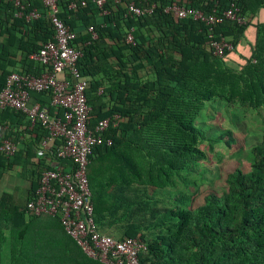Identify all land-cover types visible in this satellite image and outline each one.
Masks as SVG:
<instances>
[{
	"label": "trees",
	"instance_id": "obj_1",
	"mask_svg": "<svg viewBox=\"0 0 264 264\" xmlns=\"http://www.w3.org/2000/svg\"><path fill=\"white\" fill-rule=\"evenodd\" d=\"M232 1L243 24L222 18L209 26L164 11L176 5L222 17ZM129 3L154 7L135 16ZM57 5L58 18L75 33L70 45L81 54L75 67L88 80V127L118 116L117 125L103 133L111 145L93 146L88 156L97 229L143 243L138 256L143 264H264V132L244 151L231 128L240 125L231 120L229 128L213 125L212 134L198 126H205L202 114L208 109L216 121L222 117L216 108L223 111L224 105L227 119L264 109V0H103L101 7L94 0H59ZM22 6L17 17L18 8L0 0V89L12 71L49 72L29 58L52 40L48 9L42 0ZM32 10L38 18L26 21ZM128 34L132 42L126 41ZM221 38L231 49L216 56L210 43ZM30 98L61 115L48 95L30 92ZM24 117L0 110L3 138L17 144L12 156L0 152V184L14 172L26 185L24 196L0 188V264H102L81 251L56 217L26 212L42 172L63 162L55 157L57 140L38 152L47 129L35 123L27 130ZM219 145L237 149L229 166ZM211 156L219 162L214 172L205 168Z\"/></svg>",
	"mask_w": 264,
	"mask_h": 264
},
{
	"label": "built area",
	"instance_id": "obj_2",
	"mask_svg": "<svg viewBox=\"0 0 264 264\" xmlns=\"http://www.w3.org/2000/svg\"><path fill=\"white\" fill-rule=\"evenodd\" d=\"M9 1L18 8L16 16H22V3L26 0ZM58 1L42 0L48 9L53 37L38 53L29 55L31 60L47 66L49 72L39 76L11 72L0 89V110L9 108L23 113L28 122L27 130L35 123L47 129V137L39 143V153L48 151L51 140L59 141L55 157L63 162L62 167L42 172L33 198L26 203L25 209L34 216L56 217L64 232L88 258L102 264H143L138 257L145 250L143 243L129 238H112L101 233L94 223L91 191L86 175L88 156L93 146L111 145V140L105 139L103 133L110 124L117 125L118 116L103 119L92 128L88 127L90 107L85 97L88 80L75 67L81 54L70 45L75 33L57 16ZM94 1L101 7L103 0ZM153 7L141 9L129 3L128 9L133 15L140 16L151 13ZM164 11L179 18L190 17L209 26L220 23L222 18L237 24L244 23L233 1L230 8L221 14L222 17L214 14L206 16L201 10L176 5L167 6ZM38 16L32 10L25 19L35 20ZM89 31L92 32V29L89 28ZM126 41L132 42L130 34ZM210 48L214 55L221 56L224 50L231 49V45L221 38L220 41H211ZM30 92L48 95L49 105L59 108L61 115L51 114L47 107L32 102ZM5 130V127L0 126V152L9 157L16 152L17 144L3 138Z\"/></svg>",
	"mask_w": 264,
	"mask_h": 264
},
{
	"label": "rangeland",
	"instance_id": "obj_3",
	"mask_svg": "<svg viewBox=\"0 0 264 264\" xmlns=\"http://www.w3.org/2000/svg\"><path fill=\"white\" fill-rule=\"evenodd\" d=\"M225 106V105H224ZM223 106V111H218L220 109L219 107L216 108L217 112L219 115H222V117H218V121L215 120V112L211 110L203 111V114L206 112V120H205V126L204 124L201 125V122H198V126L201 127L203 130L209 131L210 134L214 133L217 130V127H214L213 125H216L220 128H229L231 127L230 125V120L232 121L233 125H240V126H235V129L233 127L232 131L234 132V135L236 136V142H237V148L244 149V151L252 146L254 143L258 141L259 136L264 132V109L259 111V114H256L255 112L253 113H248L246 116L243 118V115H238L242 114L241 110L237 111V115H230L228 116L225 113L226 108ZM208 108V107H207ZM215 108V106H214ZM225 109V110H224ZM217 117V116H216ZM252 117V118H251ZM201 121V120H199ZM243 122V123H242ZM250 123V125H249ZM207 127V128H206ZM211 128V129H208ZM239 129H242V131H237ZM220 129H218L219 132ZM220 150L223 153V162L226 165H230L232 162L235 161V158H231L230 153L231 152H236V148H233L231 150H227V148L223 145H219ZM219 148V147H218ZM219 162L217 161V158L215 156H211L209 158L208 164L205 165V168H208L212 172L216 171V167H218ZM211 176V175H210ZM7 177L9 180L13 181H21V179L17 178L14 174V172L7 174Z\"/></svg>",
	"mask_w": 264,
	"mask_h": 264
},
{
	"label": "crops",
	"instance_id": "obj_4",
	"mask_svg": "<svg viewBox=\"0 0 264 264\" xmlns=\"http://www.w3.org/2000/svg\"><path fill=\"white\" fill-rule=\"evenodd\" d=\"M261 15H262V17H264L263 14H261ZM242 51H243V53L247 52V47L245 45H243ZM12 72H14V71H12ZM26 122H27V120L25 118V123ZM16 177L19 178L18 176H16ZM0 188H1V190H4L8 193H11V194L17 193V194H22V196H24V189H26V185L22 182V180L17 182V181L9 180V178L6 176L3 178V182L0 184Z\"/></svg>",
	"mask_w": 264,
	"mask_h": 264
}]
</instances>
